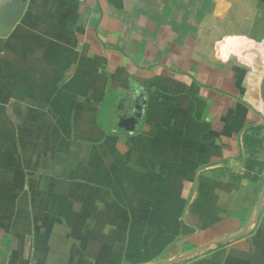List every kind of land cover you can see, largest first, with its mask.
<instances>
[{
  "label": "crops",
  "instance_id": "crops-1",
  "mask_svg": "<svg viewBox=\"0 0 264 264\" xmlns=\"http://www.w3.org/2000/svg\"><path fill=\"white\" fill-rule=\"evenodd\" d=\"M18 1L0 264H153L241 231L264 188V0ZM179 264H264V209Z\"/></svg>",
  "mask_w": 264,
  "mask_h": 264
},
{
  "label": "water",
  "instance_id": "water-1",
  "mask_svg": "<svg viewBox=\"0 0 264 264\" xmlns=\"http://www.w3.org/2000/svg\"><path fill=\"white\" fill-rule=\"evenodd\" d=\"M9 9H12V12L8 13ZM24 9H25V5L19 2L18 0L16 1L12 0L11 3L3 4L1 6L0 18L5 14H7L8 18L6 19L5 23L0 24V36H7L12 31V29L18 23L21 15L23 14ZM263 209H264V188L261 192L260 198L258 200L252 218L249 220L247 225L241 231L233 235L211 241L207 244L197 246L187 251L184 250L185 249V241H184L181 251L175 257L171 259L160 260L153 264H179L181 262L198 258L206 253L224 247L233 242L239 241L247 237L254 230V228L257 226L259 222Z\"/></svg>",
  "mask_w": 264,
  "mask_h": 264
},
{
  "label": "trees",
  "instance_id": "trees-1",
  "mask_svg": "<svg viewBox=\"0 0 264 264\" xmlns=\"http://www.w3.org/2000/svg\"><path fill=\"white\" fill-rule=\"evenodd\" d=\"M247 138H248V137H246V139H247ZM246 139H245V140H246ZM252 142H253V141H252ZM249 143H250V140H249Z\"/></svg>",
  "mask_w": 264,
  "mask_h": 264
},
{
  "label": "rangeland",
  "instance_id": "rangeland-1",
  "mask_svg": "<svg viewBox=\"0 0 264 264\" xmlns=\"http://www.w3.org/2000/svg\"><path fill=\"white\" fill-rule=\"evenodd\" d=\"M186 248H187V245H186ZM189 248V247H188Z\"/></svg>",
  "mask_w": 264,
  "mask_h": 264
}]
</instances>
